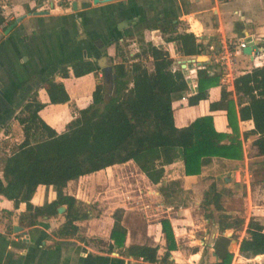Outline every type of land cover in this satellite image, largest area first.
Here are the masks:
<instances>
[{
  "label": "crops",
  "instance_id": "crops-1",
  "mask_svg": "<svg viewBox=\"0 0 264 264\" xmlns=\"http://www.w3.org/2000/svg\"><path fill=\"white\" fill-rule=\"evenodd\" d=\"M73 1L0 0L2 19L0 23V155H3L0 157V174H2V158L8 153V148L3 143L7 140L12 142L21 139V125L15 115L22 100L29 93L37 90L38 99L44 102L39 114L56 130L63 129L65 123L75 115L57 128L53 124L52 111L55 109L65 112L69 109L70 103H74L78 110L89 100L95 83L105 77L101 69L80 76H61L58 73L60 67L69 65L77 59L98 62L104 57L106 64L109 65L122 60L121 57L128 62L136 60L132 55L139 50L141 34L145 40L167 48L173 67L178 64L182 66L184 62L185 65L182 67L188 69L185 71V75L188 74L186 77L188 89L180 98L172 102L174 123L178 126L185 125L196 116L210 113L216 129L231 131L227 125L225 110L220 108L211 110L209 102L219 98L221 86L231 90L235 98L234 77L249 70L253 65L264 63V0H99L97 2L75 0V7L72 6ZM17 16L21 18L9 27ZM167 19H179L184 22L186 30L192 31L205 49L200 54H179L175 49V42L166 41L160 31L161 24ZM240 37L244 39L251 37L257 43L258 52L254 49L250 53L244 52L243 47L236 45ZM126 41H129L128 45L133 47L122 53ZM202 62L207 63L210 70L219 68L223 63L221 66L224 67V75L220 76L219 84L209 88L207 98L189 104L188 96L197 89L196 68ZM51 76L63 82L69 95L67 101L49 102L42 84ZM23 94L25 96L21 97ZM16 124L19 126V133L13 136L9 125L15 127ZM5 125L7 127L4 129ZM238 127L242 157L211 158L225 160L236 166L233 172L222 174L223 185L230 189L224 198L231 196L227 204L223 200L226 211L239 212L244 217L243 228L237 233V238H231L236 242L230 250L233 254L230 264H264V253L245 256L238 250L239 241L245 235V227L250 217L259 219L264 225V202L252 200L256 183L264 188V154L257 155L255 145L251 144L256 134H249L243 138V131L252 127V121L238 119ZM246 147L252 152L249 156ZM128 162L133 161L114 163L83 174L77 179L68 181L65 189L76 197L83 198L79 196V188L78 193L74 191L76 188H72L75 181L98 174L104 169L111 177L108 170H114L120 164L124 165ZM175 165L177 166L174 167ZM254 166L255 169H252ZM253 170H257L258 175L260 174L258 181L252 179ZM204 172L205 170L202 169L199 174H185L180 160L165 165V178H180L183 187L189 191V198L194 193L192 200L187 198L184 203L167 204L163 202L158 184L151 183L140 171L147 182L144 194L150 200H156L157 212L153 211L152 214L158 212L161 214L152 221L145 217L146 235L144 237L141 235L140 240L134 234L135 231L132 232L124 224L123 216L121 221L113 219L111 215L113 211L108 216L103 215V220L107 223L106 228L95 233L80 230L83 228L81 226L83 222L86 225L87 221L91 220L89 217L75 222L78 227L75 233L65 237L56 236L51 231L62 222L61 212L55 217H41L33 226L10 230L6 227L2 208H11L12 201L0 196V264H148L141 258L121 254L116 249L99 250L94 244L86 242L83 237L100 235L102 240L106 241L109 228L118 225L126 230L124 240L126 245L146 242L149 245H158V253H162L165 248V239L159 221L162 217H167L172 225L177 246L170 250V258L176 264H209L211 261H216L218 256L214 255L216 253L213 243L220 235L217 222L202 215L199 223L193 222V227H189L190 223L186 216L193 205L199 206L202 191L208 185L204 183ZM236 187L246 189L245 201L242 205L236 203L235 198L238 195ZM54 196L55 192L51 186L41 185L33 201L42 203ZM145 205L149 204L145 203ZM117 206L121 207L123 212L128 209L123 203ZM103 208L105 209L104 205ZM143 212L145 216L152 215L146 210ZM196 229L202 231L201 235L195 234ZM230 231L231 233H228ZM223 234L230 236L232 229H226ZM180 240H184V243L182 244Z\"/></svg>",
  "mask_w": 264,
  "mask_h": 264
},
{
  "label": "trees",
  "instance_id": "trees-1",
  "mask_svg": "<svg viewBox=\"0 0 264 264\" xmlns=\"http://www.w3.org/2000/svg\"><path fill=\"white\" fill-rule=\"evenodd\" d=\"M160 31L166 41L175 42L179 54H200L205 49L179 19L165 20ZM140 41L139 50L132 55L136 60L128 62L121 57L113 63L112 84L105 79L96 82L89 100L63 129L56 130L41 117L39 109L44 102L38 99L36 89L22 100L15 115L21 125V139L3 143L8 153L0 174V196L12 201L11 208H2L8 229L12 230L15 223L22 228L37 224L41 217H55L58 207L64 205L60 213L63 220L51 232L59 237L75 233V222L91 217L92 212L82 199L66 191L68 181L127 160L133 161L151 183L158 184L164 203H184L189 191L180 178L164 177L165 165L180 160L183 173L199 174L205 159L241 158L238 119L252 121V127L243 131V138L256 134L257 144L264 152V63L234 77L235 98L231 90L221 86L219 98L209 102L211 110H225L231 131L216 129L210 113L178 126L174 123L172 102L188 89L185 71L180 64L173 67L164 46L145 40L142 34ZM100 69L96 60L77 59L60 67L58 73L80 76ZM196 77L197 89L188 96L189 104L207 98L209 88L220 83V73L211 72L205 62L196 68ZM42 86L51 103L69 99L63 82L53 76L46 78ZM218 184L208 183L199 206L203 217L217 222L220 233L213 243L218 260L209 264H230L233 254L228 244L243 228L244 217L242 213L226 211L223 200L230 189ZM41 185L51 186L55 196L37 203L33 197ZM111 215L121 221L123 209L117 207ZM159 221L165 239L162 253H158V245L146 242L126 245V230L118 225L109 228L106 241L100 235L83 239L88 243L91 239L99 250L116 249L148 264H176L170 258V250L177 246L172 225L167 217ZM228 228L232 229L230 236L223 234ZM238 250L245 256L264 253V225L259 219L250 217Z\"/></svg>",
  "mask_w": 264,
  "mask_h": 264
},
{
  "label": "rangeland",
  "instance_id": "rangeland-1",
  "mask_svg": "<svg viewBox=\"0 0 264 264\" xmlns=\"http://www.w3.org/2000/svg\"><path fill=\"white\" fill-rule=\"evenodd\" d=\"M0 23H2L1 18H0ZM128 43L129 41H126V43L122 47V49L124 50L122 51V53H125V51H128L129 49H132L133 46L128 45ZM24 96L25 94L21 95V97ZM54 110L52 111L54 112L52 113L53 115L52 118H53V124L57 128H60L62 124L71 116L77 114V109L74 103H70L69 109L65 112H59L57 110L55 111ZM9 126L11 132L13 133L12 135L16 136V134L19 133L18 124H16L15 127H13L12 125ZM6 127L7 125L4 126V129ZM257 138L258 136L252 138L251 144L255 145L257 155H263L264 152L261 150L260 145L257 144ZM246 149L248 150V156H249L252 152L249 150V148L246 147ZM0 157H3V155H0ZM2 159L4 160V158ZM176 166L177 165H175L174 167ZM255 167L256 166L252 167V169H255ZM235 168H236L235 165L225 160L210 159V158L205 159V164L203 166V169L205 170L203 174L205 185L207 183H210L211 181H215L219 183L218 185H222L223 184L222 174L225 173L229 174L230 172H233ZM108 171L110 172L109 175H111V177L107 175V172L104 169L102 172H99L98 174L87 176L86 178H82L80 180L75 181L74 185L72 186V188H76L74 190L75 193H78V188H79L80 190L79 196L83 197L80 199H82L85 204L90 206L92 212L91 220H88L86 225L85 222H83L84 224L81 225L83 228L80 230L82 231L86 230V233H95V231L103 230L107 226L106 225L107 223H105V221L103 220L104 219L103 215L108 216L110 212L113 211L114 207H119L117 205L123 203L125 206H128V209L127 210L125 209L122 215L124 224L127 227H129L132 232L135 231L134 234L140 240V238L146 235V233H144L147 224L146 218L148 217L150 221H152L154 217H159L161 215L160 212H158L157 214H152L153 211L157 212V209L155 207L156 200H150L149 197L146 194H144L146 190L147 182L145 178L141 176L139 168L133 162H128L126 164L124 163V165L120 164L119 166L116 167V169L108 170ZM111 173H113V175ZM251 173H252V179L258 181V176L260 174L258 175L257 170H253ZM256 184L257 185H255V188L253 190L254 193L252 200L253 202H258V201L264 202V188H262L258 183ZM236 190L238 193V195H236L237 197L235 198L236 203L238 205H242V203L245 201L246 189H244L243 187H236ZM195 195H197V192H195ZM193 196L194 193H192L189 199L192 200ZM230 197H225L224 203L227 204ZM145 203H148L149 205L146 206ZM103 205L105 209L103 208ZM143 210H146L147 213H150L152 215L145 216L143 214L144 213ZM202 212L203 209L200 206L197 207V205L196 206L193 205L190 208V211L186 215L190 223L189 227L192 226L193 222L194 223L200 222ZM194 231L197 236L201 235L200 232L202 231H200L199 229H196ZM237 233H240V230L237 231ZM180 241L182 244L184 243V240H180ZM89 243L94 244L91 241V239L89 240Z\"/></svg>",
  "mask_w": 264,
  "mask_h": 264
},
{
  "label": "water",
  "instance_id": "water-1",
  "mask_svg": "<svg viewBox=\"0 0 264 264\" xmlns=\"http://www.w3.org/2000/svg\"><path fill=\"white\" fill-rule=\"evenodd\" d=\"M93 1H94V2H97V1H99V0H93ZM72 6H73V7L76 6L75 0L72 2ZM35 12H42V11H35ZM20 18H21V16H17L16 19H15V21H14L13 23H11V25H10L9 27L13 26V25L15 24V22H16L17 20H19ZM9 27H8V28H9ZM8 28H7V30H8ZM246 40H247V44L243 47V51L246 52V53H250V52L252 51V49H254V51L258 52V46H257V43H256L251 37L246 38ZM98 62H99L100 66H101V69H102V71H103V73H104L105 80L108 81V82H110V83L112 84V80H111V72H112V68H111V65L106 64V62H105V60H104V57H102V60L99 59ZM183 65H184V63H182V66H183ZM64 207H65L64 205H60V206L58 207V212H62L63 209H64ZM13 228H14V230H20V229H21V226L15 224V225L13 226ZM228 233H231V231L228 232ZM235 242H236L235 239H231V240H230V242H229V244H228V250H232V248H233ZM214 255H215V257H216V254H214Z\"/></svg>",
  "mask_w": 264,
  "mask_h": 264
},
{
  "label": "built area",
  "instance_id": "built-area-1",
  "mask_svg": "<svg viewBox=\"0 0 264 264\" xmlns=\"http://www.w3.org/2000/svg\"><path fill=\"white\" fill-rule=\"evenodd\" d=\"M247 44V40L246 39H244L243 37H240L239 39H238V42L236 43V45H238V47H240V48H242V47H244L245 45ZM184 63V62H183ZM223 64V63H222ZM221 64V65H222ZM184 65H185V63H184ZM219 66V68H215V70L217 71V72H219L220 73V76L222 77L223 75H224V72H223V68L224 67H222V66ZM182 67V66H181ZM183 68V67H182ZM184 69V71H186V70H188L187 69V67H185V68H183ZM214 69L213 70H210L211 72L212 71H215ZM188 75V74H187ZM187 75H185L186 77H187Z\"/></svg>",
  "mask_w": 264,
  "mask_h": 264
}]
</instances>
